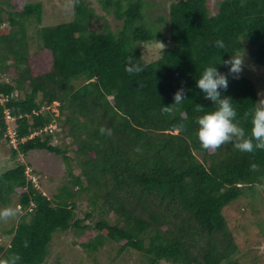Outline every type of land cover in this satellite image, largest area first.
Returning a JSON list of instances; mask_svg holds the SVG:
<instances>
[{
    "label": "trees",
    "instance_id": "trees-1",
    "mask_svg": "<svg viewBox=\"0 0 264 264\" xmlns=\"http://www.w3.org/2000/svg\"><path fill=\"white\" fill-rule=\"evenodd\" d=\"M98 1L123 21L120 30L96 28L95 9L81 0L72 21L52 26H42L41 2L0 0V70L17 75L12 86L1 81L0 71L7 99L0 104V139L11 144L13 159L37 150L61 157L70 177L49 198L28 180L21 162L0 176V207L17 194L22 212L0 237V262L18 254L19 264H44L56 234L94 230L98 235L82 243L93 252L125 242L119 254L136 250L147 264H224L238 251L224 210L264 186V149L242 152L238 140L203 148L197 120L215 106L195 80L209 64L243 52L264 68V0H220L216 13L209 0H178L170 6L168 37L146 22L144 0ZM33 21L41 44L31 53L27 24ZM162 37L168 46L147 63L139 45ZM217 39L224 49L215 46ZM130 61L143 70L127 72ZM249 77L230 76L224 93L246 135L259 104ZM182 81L188 99L174 106ZM54 103L57 112L47 109ZM6 111L15 119V146ZM84 194L100 216L94 226L85 225L94 211L78 218Z\"/></svg>",
    "mask_w": 264,
    "mask_h": 264
},
{
    "label": "rangeland",
    "instance_id": "rangeland-1",
    "mask_svg": "<svg viewBox=\"0 0 264 264\" xmlns=\"http://www.w3.org/2000/svg\"><path fill=\"white\" fill-rule=\"evenodd\" d=\"M24 3L43 4L42 26H52L67 23L74 18V8L76 0H23ZM89 8L95 9L96 28L109 29L117 32L122 28L123 21L117 20L113 11L105 12L98 0H81ZM178 0H144L146 2V22L155 25L158 28H164V37L169 36L166 27L169 21L170 6ZM220 0H209V8L213 13L218 11ZM126 5V3H125ZM100 18V20L98 19ZM165 19L166 23L159 22ZM5 27L2 26V28ZM39 26L33 21L27 24L28 43L30 51L34 53L41 41L38 38ZM168 46V40L160 38L148 44H140L141 52L147 63L154 62L161 57V53ZM12 65V62H9ZM249 70L251 73H249ZM1 71V81L15 86L16 73L13 70ZM223 72H227L223 71ZM240 76H250L257 87L259 95V104H264V68L254 65V59L245 52L243 71ZM249 77V78H250ZM78 87V86H77ZM27 87L25 88L26 91ZM15 96L24 98L23 91H17ZM58 103H54L51 109L57 112ZM10 130L16 129L14 120L8 121ZM53 126L51 129H55ZM60 142V140H59ZM58 143V141H55ZM11 144L6 140L0 139V176L8 170L16 167L18 163L27 166V178L37 186L44 194L52 198L59 193L63 185L67 184L70 177L66 173V166L61 157L51 154L47 151H32L28 155H19L13 159L11 153ZM74 156L73 153H71ZM198 159L202 161V156L196 153ZM76 174H80V169L76 167ZM19 196L13 195V203L9 206L0 207V237L16 225L22 215L18 204ZM241 201V200H240ZM231 204L224 210L229 229L234 233L238 251L229 261L236 260L238 264H264V186L254 187L248 190V197L242 203ZM94 211L95 216L85 220V225L94 226L99 220L97 208L92 209L89 203V195H81L78 201V218L85 219L88 213ZM11 213L5 215V213ZM98 235L97 231L89 230L83 234L79 231L71 230L66 233L56 234L50 247L49 256L44 264H147L146 257L136 250L119 254L122 244L107 242L98 251L93 252L83 247L82 243H87ZM6 236V235H5ZM4 236V237H5ZM226 261L225 263H228ZM224 263V264H225ZM161 264H172L163 261Z\"/></svg>",
    "mask_w": 264,
    "mask_h": 264
},
{
    "label": "clouds",
    "instance_id": "clouds-1",
    "mask_svg": "<svg viewBox=\"0 0 264 264\" xmlns=\"http://www.w3.org/2000/svg\"><path fill=\"white\" fill-rule=\"evenodd\" d=\"M214 44L219 49H224L225 44L222 40L217 39ZM245 53L234 54L227 59H219L214 64H209L204 68L199 78L195 80L196 87L203 94L206 100L212 102L215 106L214 110L205 112L197 120L198 129L196 132L197 138L201 146L205 149L217 148L225 142L238 140L236 147L242 152H252L254 148L264 149V104L254 109L252 116V130L250 135H246L245 129L240 127L236 122L237 110L233 105V99L230 95H225L229 87V77L239 79L243 71ZM222 65L227 68V72H222L217 65ZM143 70L138 62L130 61V66L126 67L129 73H139ZM188 91L181 82V86L173 93L174 106L181 105L188 99ZM7 101L0 92V104L3 105ZM6 124L9 120L15 119L8 111L5 112ZM9 129V136L12 144L16 145L15 129ZM101 133L106 130L102 127ZM110 133V130H108ZM33 137V136H32ZM255 141V143H253ZM11 213L6 212L5 215ZM20 255L12 254L0 264H19Z\"/></svg>",
    "mask_w": 264,
    "mask_h": 264
},
{
    "label": "water",
    "instance_id": "water-1",
    "mask_svg": "<svg viewBox=\"0 0 264 264\" xmlns=\"http://www.w3.org/2000/svg\"><path fill=\"white\" fill-rule=\"evenodd\" d=\"M150 43V42H149Z\"/></svg>",
    "mask_w": 264,
    "mask_h": 264
}]
</instances>
